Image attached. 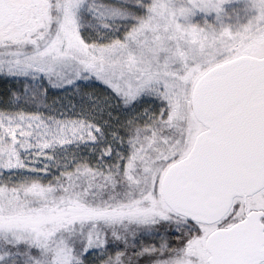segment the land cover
I'll return each mask as SVG.
<instances>
[{
  "label": "snow or ice",
  "instance_id": "6c2138e0",
  "mask_svg": "<svg viewBox=\"0 0 264 264\" xmlns=\"http://www.w3.org/2000/svg\"><path fill=\"white\" fill-rule=\"evenodd\" d=\"M0 80V264H264V0H0Z\"/></svg>",
  "mask_w": 264,
  "mask_h": 264
},
{
  "label": "rangeland",
  "instance_id": "374dc122",
  "mask_svg": "<svg viewBox=\"0 0 264 264\" xmlns=\"http://www.w3.org/2000/svg\"><path fill=\"white\" fill-rule=\"evenodd\" d=\"M3 87H5V84H4V82L2 80H0V89H2Z\"/></svg>",
  "mask_w": 264,
  "mask_h": 264
}]
</instances>
